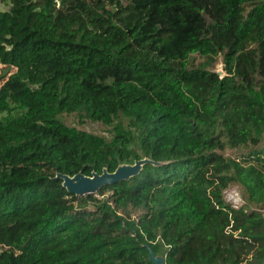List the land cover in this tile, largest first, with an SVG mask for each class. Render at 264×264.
<instances>
[{"label": "trees", "instance_id": "trees-1", "mask_svg": "<svg viewBox=\"0 0 264 264\" xmlns=\"http://www.w3.org/2000/svg\"><path fill=\"white\" fill-rule=\"evenodd\" d=\"M0 1V264L264 263V0Z\"/></svg>", "mask_w": 264, "mask_h": 264}, {"label": "water", "instance_id": "water-1", "mask_svg": "<svg viewBox=\"0 0 264 264\" xmlns=\"http://www.w3.org/2000/svg\"><path fill=\"white\" fill-rule=\"evenodd\" d=\"M146 164L158 166L162 163L141 159L135 161L133 164L119 165L113 172H108L106 169H103L100 174L92 173L90 176L82 173H77L73 176L57 174L55 178L62 181V187L68 193L76 197H86L87 195L96 194L103 186L128 180L138 175ZM149 260L152 264H164V259L161 256H156L152 251L149 253Z\"/></svg>", "mask_w": 264, "mask_h": 264}, {"label": "rangeland", "instance_id": "rangeland-1", "mask_svg": "<svg viewBox=\"0 0 264 264\" xmlns=\"http://www.w3.org/2000/svg\"><path fill=\"white\" fill-rule=\"evenodd\" d=\"M127 4H123L118 8V17L123 19L124 17L128 19L129 11L127 10ZM7 6L5 3H1L0 1V10H6ZM202 61V59L195 58L194 63L198 64ZM15 71V69L7 70L4 66L0 65V86L3 84V82L7 79V77L12 74ZM214 71L222 77L224 75L223 67L220 61L216 63L214 66ZM64 121L66 124L75 126L78 129L85 130L94 134L104 135L105 134V128L101 126L100 124L96 123H90L89 121H85L83 123H80V119L76 115H66L64 116Z\"/></svg>", "mask_w": 264, "mask_h": 264}, {"label": "built area", "instance_id": "built-area-1", "mask_svg": "<svg viewBox=\"0 0 264 264\" xmlns=\"http://www.w3.org/2000/svg\"><path fill=\"white\" fill-rule=\"evenodd\" d=\"M223 200L229 203L234 208H239L245 204L241 190L237 186L227 188L223 193ZM257 210L262 214V217L264 219V208H260Z\"/></svg>", "mask_w": 264, "mask_h": 264}]
</instances>
